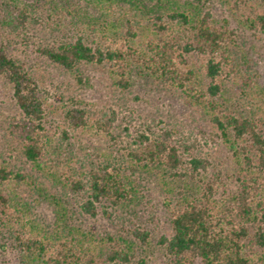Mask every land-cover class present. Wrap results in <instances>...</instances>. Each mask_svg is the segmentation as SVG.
Instances as JSON below:
<instances>
[{
    "label": "trees",
    "instance_id": "1",
    "mask_svg": "<svg viewBox=\"0 0 264 264\" xmlns=\"http://www.w3.org/2000/svg\"><path fill=\"white\" fill-rule=\"evenodd\" d=\"M218 5L264 36V0H0V79L20 113L8 133L37 174L0 153V237L25 264H146L137 256L151 234L133 219L151 181L170 228L157 241L167 264H264V88ZM43 63L79 83L91 66L123 91L139 79L179 94L222 140L234 173L163 121L133 133L116 111L96 115L73 95L59 94L63 122L51 125ZM87 136L100 144L91 159L74 149ZM40 178L75 199L49 195L52 225L24 198L25 186L47 196Z\"/></svg>",
    "mask_w": 264,
    "mask_h": 264
},
{
    "label": "rangeland",
    "instance_id": "2",
    "mask_svg": "<svg viewBox=\"0 0 264 264\" xmlns=\"http://www.w3.org/2000/svg\"><path fill=\"white\" fill-rule=\"evenodd\" d=\"M215 13L219 18H228L232 27L237 28L240 35V43L247 53V58L252 67L258 73L259 84L264 88V36H255L249 31H244L233 22L226 12L225 7L216 6ZM31 54L32 62H40L35 53ZM44 77L45 86L42 94L47 101L49 122L55 126L63 122L62 113L58 109L59 94L73 95L85 103V107L94 114H99L112 109L118 114L122 126L130 128L134 133L144 129L146 124L153 121H163L169 128H174L184 136L196 140L203 156H208L216 168L221 169L228 176L235 171L233 160L223 144L210 127L207 126L204 117L197 109L190 106L179 94L158 88L150 80L136 79L132 87L126 91L117 89L112 83L108 72L91 66H83L80 73L83 82L79 83L73 74L58 70L46 63L40 67ZM20 113L14 103L12 92L0 79V153L7 158L13 166L29 173L33 177L37 174L33 168L25 162L20 154L16 141L8 133L9 125L19 119ZM76 151L87 150L86 158L93 157L91 146H100L98 138L87 136L73 141ZM86 148V149H81ZM88 147V149H87ZM229 179V183H230ZM43 193H35L34 189L24 187V198L30 202L34 217L41 224L52 225L55 221L54 208L51 204L50 194L58 195L64 200L70 195L51 183L40 178ZM42 195V196H41ZM143 201L138 208L135 224L142 225L151 234L149 245L138 250L137 258H146V264H167V260L157 245V241L163 234H169L168 219L163 207L162 195L159 187L154 182L143 184ZM102 228L111 230L119 229L118 226L108 221L89 220ZM0 264H25L19 253L10 244V241L0 237Z\"/></svg>",
    "mask_w": 264,
    "mask_h": 264
}]
</instances>
